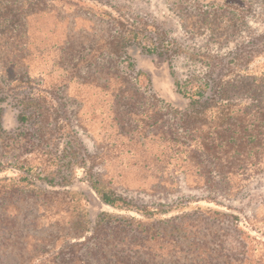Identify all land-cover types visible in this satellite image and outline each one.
Here are the masks:
<instances>
[{"label":"rangeland","instance_id":"obj_1","mask_svg":"<svg viewBox=\"0 0 264 264\" xmlns=\"http://www.w3.org/2000/svg\"><path fill=\"white\" fill-rule=\"evenodd\" d=\"M252 1L254 14L242 22L187 0H0V179L30 180L18 189L25 195L0 197V215L13 218L8 234L0 223V242L29 232L48 246L58 240L51 254L69 259L77 240L66 244V236L89 226L77 254L96 264L99 245L123 248L133 239L99 217L106 211L164 236L157 264H264V170L233 176L230 186L196 185L176 167L180 155L168 140L184 133L174 108L183 112L187 100L176 80L203 75L264 36V0ZM129 29L138 33L133 40ZM119 42L121 52H111ZM152 43L158 51L145 49ZM258 49L254 70L264 65ZM153 105L162 106L160 129L145 138L141 120ZM99 190L131 206L109 205ZM44 203L52 209L33 228ZM21 246L14 242L13 254ZM1 254L0 247V264L17 263Z\"/></svg>","mask_w":264,"mask_h":264},{"label":"trees","instance_id":"obj_2","mask_svg":"<svg viewBox=\"0 0 264 264\" xmlns=\"http://www.w3.org/2000/svg\"><path fill=\"white\" fill-rule=\"evenodd\" d=\"M187 1L193 8L212 7L220 12L222 10V13L227 14L230 20L234 21L236 19L244 22L247 17L254 14L252 0ZM203 21L207 24L212 23L208 21V16ZM129 33L133 35L130 40L136 38L138 34L133 29H129ZM120 43L117 45L114 43L111 52H121ZM251 43L240 48L239 51L224 55L203 75L194 74L184 80H176L178 92L187 100L183 112L179 106L174 108L175 115L178 111L181 112L179 120L185 134L170 133L172 135L168 136V140L171 148L174 149L176 146V151L180 155L176 161V167L184 171L187 176L189 175V181L192 177L196 185L230 186L233 176H248L264 170V65L258 70L249 68L250 61L259 55L258 46H264V36ZM145 49L155 52L158 51V45L152 43L150 46H145ZM236 72L238 73L234 76ZM120 79H123L122 83L125 82L128 85L131 83L127 77L123 76ZM116 84L118 83L110 82V85ZM117 90L113 87V91ZM124 105L128 106V111L136 114L137 109L132 106L133 102L125 101ZM151 108L149 110L154 112L149 113L147 109L145 119L141 120L144 123L145 138L156 134L160 129L159 121L162 120V117L159 119L162 106L153 105ZM158 109L160 110L157 113ZM185 153L188 157L181 159ZM160 164L163 165L165 162ZM213 172L217 173L219 179ZM24 181L30 180L27 176H21L18 180L7 177L0 179V197L6 195L5 201L11 202L13 192L17 191L18 195H25L23 191L18 190L23 189L21 182ZM99 193L101 199L109 205L131 206L125 197L115 192L99 190ZM47 195L50 194L45 193L44 196ZM51 205L50 203L41 205L40 214H35L30 220L33 228L42 227L40 220L46 218L48 211L52 209ZM99 217L108 218V224H114L117 233H131L133 239L129 240L127 247L123 248L116 242L109 243V247L106 244L99 245L92 253L97 260L96 264H102L100 260L103 258H107L104 264H138L139 262L140 264H157L155 245L156 241L163 239L164 236L153 225L136 217H121L106 211L99 214ZM101 219H99V226L102 225ZM0 223L4 224L3 230L8 234L9 229L13 227L11 226L13 218L9 214L2 213ZM89 228V226L82 228V231H75L66 236V244L74 239L77 240L70 244V247L75 250L69 259L62 255L51 254L57 248L58 240L48 246V240L45 237L39 235L31 238L32 234L29 232L23 233L21 240L8 235L0 242L1 256L4 255L5 259L13 260V262L15 259L16 264H93L77 254L79 248L85 245V241L78 240L90 232ZM14 242L22 245L19 255L13 254L11 249ZM143 252L148 257L145 262H141ZM134 257H137L136 261L132 262Z\"/></svg>","mask_w":264,"mask_h":264}]
</instances>
